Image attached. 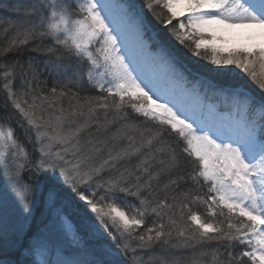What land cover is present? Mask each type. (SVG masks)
Here are the masks:
<instances>
[{"label":"snow or ice","instance_id":"6c2138e0","mask_svg":"<svg viewBox=\"0 0 264 264\" xmlns=\"http://www.w3.org/2000/svg\"><path fill=\"white\" fill-rule=\"evenodd\" d=\"M144 7L223 74L211 97L189 87ZM10 11L23 18L0 61L47 38L31 51L59 81L45 87L34 60L0 62V194L35 257L25 264H264V0H20ZM84 82L96 94L72 91ZM173 250L189 254H160Z\"/></svg>","mask_w":264,"mask_h":264},{"label":"rangeland","instance_id":"374dc122","mask_svg":"<svg viewBox=\"0 0 264 264\" xmlns=\"http://www.w3.org/2000/svg\"><path fill=\"white\" fill-rule=\"evenodd\" d=\"M129 2L135 4L137 9L142 8L143 2L141 0H129ZM20 3V0H0V48L3 46H6V43L8 39H10L11 35L13 34L11 30V25L18 19H22L23 17L14 15L10 8L12 6H15ZM158 12H164L165 15L166 10L163 8H157ZM144 15L148 18V20L151 22L153 27L158 28L157 22H153L151 18V13L149 10L144 7L143 8ZM176 21H173V24H175ZM9 29V31L6 33L4 29ZM169 35V34H168ZM170 36V35H169ZM171 38V36H170ZM50 41L46 38L44 40H36L31 42L28 46H22L20 49L21 51H26L25 53H22L23 57H14V52L8 53L7 56L3 58L0 62H11L13 60H19L21 62V59L23 60L21 63H24L27 60H34L35 61V67L39 70L41 73L40 79L43 81H48L45 85V87H51L53 85L52 82L59 83L57 77L55 75H50L49 70L46 68V62L48 61L49 57L42 51H31L34 47H47L49 45ZM172 47L176 50L177 54L180 56V62L183 65L185 69H187V74L189 77V87H192L193 85H196L199 87L201 93H207L210 97L212 96L213 89L210 87V83L219 81L223 79V74L217 73L216 71H213L212 69L215 66L210 65L206 60H201L197 57H194L191 55V53L187 50L186 53H184L181 49H184L183 46H180L176 44L175 41H173ZM179 48V49H177ZM12 54V55H11ZM18 58V59H17ZM42 59H45L43 61ZM42 60V62H41ZM41 62V63H40ZM188 65L192 66V68L197 71L195 73L191 69L188 68ZM229 79L231 83H239L240 76L238 75V70H234L230 73H228ZM201 77H204V79H201ZM84 84L87 86V90L89 91L88 94H95V90L89 87V84L84 82ZM78 84L74 87L77 88ZM85 94V95H88ZM83 95V94H80ZM216 98H219L218 96ZM0 99H2V96H0ZM18 134H21V139H23V135L21 133V130L17 128ZM47 215V208L44 206V203L42 199L40 198V193H37V200L36 205L34 209V215L33 220L36 218L37 222L40 224L45 216ZM18 227V220H17V207L13 204L11 200H6L2 194H0V236L4 237V240L7 241V246L11 244V251H14L15 249L19 251L21 254L20 261L23 264L27 259H35L34 256H30L29 253L23 251V245L22 243L16 242L17 241V232L16 228ZM5 248V246H4ZM7 248V247H6ZM179 250H173L168 253H160L161 255L167 256L169 259L175 256H180L178 254ZM159 253V250H157ZM43 259V257H41ZM144 260L148 259L147 255L143 256Z\"/></svg>","mask_w":264,"mask_h":264},{"label":"trees","instance_id":"16d2710c","mask_svg":"<svg viewBox=\"0 0 264 264\" xmlns=\"http://www.w3.org/2000/svg\"><path fill=\"white\" fill-rule=\"evenodd\" d=\"M141 2H143V0H141ZM151 16V18H152V20H153V22H157L156 20H155V18L154 17H152V15H150ZM157 24H158V28L157 29H160L161 30V32H162V35L164 36V37H166L167 38V41L170 43V46H172L173 45V40H172V38H170V36L168 35V33L163 29V25H160L158 22H157ZM5 46H3V47H1L0 49H2V48H4ZM177 49H179V48H177ZM173 50L174 51H176L174 48H173ZM180 50V49H179ZM184 53H186L187 52V50H185V48L184 49H181ZM26 51H21L20 49L19 50H16V51H14V54L13 55H15L14 57H23L24 55L22 54V53H25ZM12 55V54H11ZM17 58V59H18ZM43 61H45V59H42ZM42 60H41V62H42ZM23 60L21 59V62H22ZM40 62V63H41ZM188 68L189 69H191L192 71H194L195 73H197V71H195L193 68H192V66H190V65H188ZM46 82H48L47 80H46ZM56 82V81H55ZM55 82H52L53 84L55 83ZM49 83V82H48ZM89 87L91 88V86L89 85ZM77 89H79V92H80V94H83V95H85V94H88V90H87V86L84 84V83H81V84H78V86H77V88H72V91H77ZM94 90V89H93ZM95 93V92H94ZM92 94H93V92H92ZM96 94V93H95ZM200 211H203V209H200ZM69 214L72 216V218H73V220L79 225V223H80V221H79V217L77 216V215H75L74 213H72V211H71V209H69ZM34 223H35V225H40L38 222H37V220H36V218L34 219ZM4 246H5V248H4ZM7 247V248H6ZM11 247V244H9L8 246H7V243L5 244V243H3V242H0V261H3V264H22L21 263V261H20V258H21V254L19 253V251H17L16 249L14 250V251H11V249H9ZM223 251V250H222ZM178 254H180L181 255V257H185V256H187L189 253H188V250H179L178 251ZM23 264H25L24 262H23ZM205 264H207V260L205 261Z\"/></svg>","mask_w":264,"mask_h":264}]
</instances>
